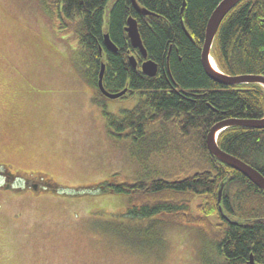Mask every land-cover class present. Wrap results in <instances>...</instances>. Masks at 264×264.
<instances>
[{
  "label": "rangeland",
  "instance_id": "1",
  "mask_svg": "<svg viewBox=\"0 0 264 264\" xmlns=\"http://www.w3.org/2000/svg\"><path fill=\"white\" fill-rule=\"evenodd\" d=\"M50 7L49 0H0V166L13 174H0V264L223 262L215 216L204 232L170 214L130 216L131 205L149 198L144 193L79 192L184 178L206 166L197 133L171 122L151 124L147 141L110 134L105 112L132 110L140 92L102 96L86 77L78 36L60 30ZM26 179L57 190L35 194Z\"/></svg>",
  "mask_w": 264,
  "mask_h": 264
},
{
  "label": "trees",
  "instance_id": "2",
  "mask_svg": "<svg viewBox=\"0 0 264 264\" xmlns=\"http://www.w3.org/2000/svg\"><path fill=\"white\" fill-rule=\"evenodd\" d=\"M110 1L49 0L60 30L78 36L79 59L98 92L102 63L108 91L128 89L126 95L140 92L132 110L121 116L105 112L110 134L117 139L124 133L135 142L147 141L146 130L151 124L171 122L183 133H197L206 167L184 178L157 177L135 185L107 182L94 189L130 196L146 194L149 198L142 200L144 203L130 206L132 217L170 214L176 221L192 223L207 232L206 218L215 216L220 228V264H251V257L255 264H264V190L214 157L206 142L210 129L222 120L264 118L263 86L221 85L203 69L201 52L207 23L222 0H137L142 9L152 13L149 15L138 12L132 0H116L109 9ZM130 16L138 22L147 59L158 65L155 77L141 70L145 57L132 45L126 31ZM106 34L117 52L107 47ZM211 53L228 75H264V0H242L235 6L221 23ZM131 57L138 61L137 67L130 62ZM218 145L264 176V129L230 127L221 132ZM194 201H198V213L197 209L192 211Z\"/></svg>",
  "mask_w": 264,
  "mask_h": 264
},
{
  "label": "water",
  "instance_id": "3",
  "mask_svg": "<svg viewBox=\"0 0 264 264\" xmlns=\"http://www.w3.org/2000/svg\"><path fill=\"white\" fill-rule=\"evenodd\" d=\"M242 0H222L217 7L212 12L206 27V35L204 39V44L202 46V53H201V62L202 66L209 76L210 79L215 81L218 84L226 85V86H235V85H243V84H259L264 87V75H253V74H243L237 76H231L224 72H222L217 63L215 62L211 51L214 45V41L218 30L221 26V23L225 19V17L230 13V11L237 6ZM134 7L136 10L141 11L143 14L149 15L152 14L150 11L146 9H142L137 0H132ZM186 6V2H184L181 13H184ZM183 29L186 35L192 39L190 32L187 30L185 25L183 24ZM126 31L129 35L132 45L135 48H139L141 53L146 57V61L142 63V72L150 77H154L158 73V65L154 61L147 59V50L144 47L137 20L130 16L127 20ZM105 42L108 48L112 51L117 52V48L115 44L110 39L109 34L105 35ZM130 62L134 67H137V61L134 57L130 58ZM214 62V63H213ZM105 73V64H102L101 72L99 75V89L101 92L111 99H117L123 96L127 90H124L119 93H109L103 84V78ZM248 127V128H257V129H264V118L262 119H239V118H228L216 123L209 131L206 142L207 147L210 153L219 159L220 161L224 162L225 164L229 165L233 169L241 172L245 175L253 184L258 186L260 189L264 190V176L254 167L247 164L246 162L242 161L241 159L227 153L226 151L222 150L218 145V138L221 132L224 130L235 127ZM224 189V184H222L219 190V198L221 199L222 193ZM251 264H255L254 258L251 257Z\"/></svg>",
  "mask_w": 264,
  "mask_h": 264
},
{
  "label": "flooded vegetation",
  "instance_id": "4",
  "mask_svg": "<svg viewBox=\"0 0 264 264\" xmlns=\"http://www.w3.org/2000/svg\"><path fill=\"white\" fill-rule=\"evenodd\" d=\"M146 60V58L143 60V62ZM142 62V63H143ZM168 67H169V65H168ZM159 74V69H158V73H157V75ZM5 163V162H4ZM6 164V163H5ZM4 174L5 175V177H7V175L9 174V175H11L12 173L8 170V169H5V170H3V168L0 166V174ZM1 176V175H0ZM1 178V177H0ZM10 180H11V177L9 178ZM25 182H26V185H27V189H34V191H35V193H37V194H40L42 191H44V190H46L43 186H42V183L40 182V183H38V182H34V181H32L31 179H26L25 181H24V185H25ZM10 185V187H11V182H10V184H6L5 186H9ZM25 185V186H26ZM7 190H9V189H7ZM11 190V189H10Z\"/></svg>",
  "mask_w": 264,
  "mask_h": 264
},
{
  "label": "crops",
  "instance_id": "5",
  "mask_svg": "<svg viewBox=\"0 0 264 264\" xmlns=\"http://www.w3.org/2000/svg\"><path fill=\"white\" fill-rule=\"evenodd\" d=\"M11 192V191H10ZM26 192H30V191H28V190H26ZM34 193H35V191H34ZM35 194H37V193H35ZM42 194H45L44 192L43 193H41V195ZM38 195H40V194H38ZM39 198V197H38ZM34 200H35V197H34ZM42 199H38V201H41Z\"/></svg>",
  "mask_w": 264,
  "mask_h": 264
},
{
  "label": "bare ground",
  "instance_id": "6",
  "mask_svg": "<svg viewBox=\"0 0 264 264\" xmlns=\"http://www.w3.org/2000/svg\"><path fill=\"white\" fill-rule=\"evenodd\" d=\"M144 9V8H143ZM138 11V10H137ZM138 12H140V13H142L141 11H138ZM143 14V13H142ZM144 15H146V14H144ZM202 53V52H201ZM214 63V62H213ZM142 67V66H141ZM204 69V68H203ZM142 70V69H141ZM205 71V70H204ZM209 77V76H208ZM259 188V187H258Z\"/></svg>",
  "mask_w": 264,
  "mask_h": 264
}]
</instances>
